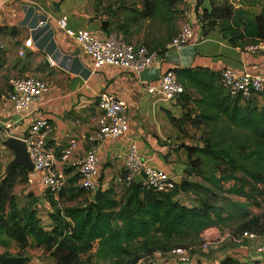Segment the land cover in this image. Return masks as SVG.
I'll return each instance as SVG.
<instances>
[{
    "label": "trees",
    "instance_id": "1",
    "mask_svg": "<svg viewBox=\"0 0 264 264\" xmlns=\"http://www.w3.org/2000/svg\"><path fill=\"white\" fill-rule=\"evenodd\" d=\"M178 1L141 0L139 8L135 3L128 5L126 0H116L120 2L116 9L109 4L105 10L107 20L102 29L114 28L127 41L142 42L150 52L164 55L177 34V21L181 17L176 8ZM203 2L196 0L197 10ZM261 5L260 14L252 22H246L242 13L236 16L228 6L204 8L200 22L203 36L220 26L223 38L234 47L245 49L264 42V0ZM171 71L185 88L182 98L201 109L194 117L186 114L183 119H176L168 115L181 132L186 124L206 129L203 147L184 146L197 175L219 190L222 180H234L239 186L229 192L247 197L258 207L264 206V109L253 104L255 99L241 105L238 98L231 97L221 86L220 73L208 68L176 67ZM195 155L198 157L193 160ZM205 166L211 169V175L202 170ZM216 173L220 178L214 177ZM238 173L243 176L239 178ZM22 176L28 179L29 173L17 167L0 177V239L32 240L35 246L58 256L59 264H137L157 252L167 254L177 248H191L202 240L206 230L224 225L232 229L233 236L245 232L264 236V213L252 215L243 203L218 206L211 201L215 196L211 188L187 180L177 184L169 194L147 191L137 183L121 199L113 188L99 190L95 203L50 212L53 224L45 228L37 210L18 209L14 188ZM247 184L250 193L245 190ZM77 191L84 193L80 188ZM183 192L194 194L197 203L186 205L175 198ZM45 198L54 200L50 195ZM87 255L82 263V256ZM0 264H25V261L0 255ZM219 264L241 263L226 257Z\"/></svg>",
    "mask_w": 264,
    "mask_h": 264
},
{
    "label": "crops",
    "instance_id": "2",
    "mask_svg": "<svg viewBox=\"0 0 264 264\" xmlns=\"http://www.w3.org/2000/svg\"><path fill=\"white\" fill-rule=\"evenodd\" d=\"M197 14L200 15L201 10L196 13L186 11L179 21L188 18L195 24L193 43L167 50L155 65L138 74L115 66L94 70L92 60L58 28L56 20L67 16L71 28L89 30L105 37L111 29H102L107 16L96 0H0V39L4 43L0 51V118L3 120L0 124V162L8 166L14 159V152L5 146V141L10 137L22 138L39 118H48L53 124L50 144L58 156L74 141H78L74 158L82 156L91 144L80 141V138L96 130L98 96L108 93L127 102L129 130L125 137L94 144L99 160L98 174L94 178L96 189L89 194L88 203H95L99 190L112 188L111 183L118 170L122 175L130 142L137 144L141 155L152 167L180 177L183 165L178 158L185 154L188 157L184 146L191 145L168 115L183 119L186 114L196 116L201 109L182 97L175 102L157 101L148 93V86L159 85L162 74L176 67H202L217 73L230 68L239 73L264 74V52L252 54L234 47L217 31L203 36ZM43 21L48 23L45 28L40 26ZM28 39H32L35 45L27 50L25 58H20L19 51ZM28 76L45 81L49 91L38 106L17 111L7 98L10 82L14 78ZM8 123H13L10 130L4 128ZM191 126L186 124L184 128ZM66 170L69 181L78 183L74 168ZM39 200L43 203L42 195ZM213 230L219 234V241L214 243V249L218 251L204 259L193 260V264H219L226 257H232L241 264H264V236L256 235L252 239L243 234L233 236L232 229L225 225L206 231ZM152 262L176 264L170 254H156Z\"/></svg>",
    "mask_w": 264,
    "mask_h": 264
},
{
    "label": "built area",
    "instance_id": "3",
    "mask_svg": "<svg viewBox=\"0 0 264 264\" xmlns=\"http://www.w3.org/2000/svg\"><path fill=\"white\" fill-rule=\"evenodd\" d=\"M234 1L240 2L241 0ZM56 24L92 60L94 70L105 66H115L141 74L155 65L161 56L158 53L150 52L148 47L143 44L136 45L127 41L124 35L117 31H109L102 38L89 30H75L70 27L67 16L57 19ZM40 26L47 27V21L41 22ZM195 37V24L186 18L167 49L188 46L193 43ZM34 45V41L28 39L20 49L19 57L25 58L27 50L32 49ZM3 48L4 43L0 39V51ZM245 51L252 54L264 52V42L249 45ZM10 84L11 90L8 92L7 98L17 111L38 106L43 95L49 91V86L45 81L31 76L14 78ZM220 84L227 94L238 98L241 105H246L249 101L264 94V74L261 73H239L230 68H223L220 71ZM148 93L155 96L157 101L175 102L185 94V88L179 82L177 75L168 70L162 74L159 85L148 86ZM97 108L99 115L96 119V130L80 138V141L91 145L78 158H74L78 141L71 142L60 152L59 156L57 155L55 148L50 144L54 126L48 118L35 120L27 133L19 138L27 146V152L34 165V173L41 175L45 193L52 196L57 202L60 194L69 185L66 170L69 167L74 168L75 176L78 178V187L84 192H93L96 189L94 178L98 174L97 165L99 162L94 144L122 138L128 133L129 108L125 100L112 94L102 93L98 96ZM1 123H3L2 118H0ZM12 125L13 123L5 124L4 128L10 130ZM137 178H141L139 184L143 189L169 194L175 191L179 176H173L152 167L141 155L137 144L130 142L124 158L123 173L117 183L127 192L136 183ZM28 181L30 185H33L31 174H29ZM243 236L252 239L256 237V234L245 232ZM215 237L218 239L219 235L214 230L206 231L202 235V251L209 249ZM191 252V248H177L167 254L175 259L176 264H193ZM156 254L164 255L161 252ZM153 256L146 258L149 259L148 261L142 259L137 264H155L152 262Z\"/></svg>",
    "mask_w": 264,
    "mask_h": 264
},
{
    "label": "rangeland",
    "instance_id": "4",
    "mask_svg": "<svg viewBox=\"0 0 264 264\" xmlns=\"http://www.w3.org/2000/svg\"><path fill=\"white\" fill-rule=\"evenodd\" d=\"M120 1V0H118ZM96 2L101 5L102 12L105 14V10H107L109 4H113L114 8L116 9L118 3H116V0H96ZM262 0H241L240 2L234 1V0H204L203 5L199 10H201V14H197V19L199 23L201 22V17L203 13V8L206 7L208 9L212 8L214 5L215 7H224L228 6L230 9H232V12H235L236 16H240L238 13H242V17L246 20V22H252L258 14H260L262 5ZM115 3V5H114ZM132 3H135L137 7H142L141 0H126V4L131 5ZM196 0H193L192 3L185 1V0H179L176 8L177 10L183 14L186 11L193 10L195 13L198 11L196 9ZM194 4V5H193ZM181 17H179L177 21L176 26V33L180 30L184 20L186 18H183L181 22H179ZM180 23V24H179ZM204 23V22H203ZM111 31H115L114 28L111 29ZM212 31H217L218 33H221L220 26H215L212 29H210L211 33ZM134 44L139 45L143 44L142 42H138L136 40H131ZM258 106L259 109H264V96H260L255 98L254 103ZM208 131V130H207ZM183 133V136H185L189 144L191 146H200L203 147L205 145L204 143V134L206 132L205 128L202 129H195L192 126L187 127ZM198 156L195 155L193 157V160H196ZM178 161L183 165V170H180L179 175H181L177 179L178 184H181L183 180H187L190 182H197L202 183L206 187L211 188L213 190V194L215 196L213 197L214 201L218 206H225V204L231 202V203H243L245 204V209L247 212L251 213L252 215L257 214H263L264 213V206L261 204V206L254 205L251 203V200H249L247 197H243L234 193L229 192L231 189H233L237 185V182L234 180H225L221 181L219 190L218 188H215L211 183H208L205 181L202 177L197 175V172L195 171V166H193L190 161L188 160L187 155H183L178 158ZM202 170L207 174L211 175L212 171L209 167L205 166L202 168ZM7 171V166L0 162V177L4 175V173ZM100 171V170H99ZM215 178H220V174L216 173ZM239 178H241L243 175L241 173L236 174ZM33 180V185L29 184V181L26 177H20L15 185L14 188V196L16 199V203L18 206V209L20 210H28V209H35L38 212V215L42 218L43 226L45 228H49L53 224V220L50 216V212H57L59 208L61 210H65L66 208H80L87 204L89 200V194L91 192H84L79 194L80 192L77 191L78 184L75 180L69 181V185L65 191H63V196L59 197V204H56L54 200L45 198L47 195L45 193V190L41 183V175L37 173H33L31 175ZM121 177V170H118L115 174L114 180H112L111 186L112 188H116L115 192L116 195L121 198L123 195L126 194V191L120 187H118L117 180ZM97 180V178H96ZM102 178H100V181ZM248 185V184H247ZM250 185L245 186L246 192L250 193ZM36 191V193L34 192ZM42 195V202H38L36 200L40 199V196ZM256 194L254 192L253 198H256ZM175 198L178 200H181L184 203H188L190 205H194L197 203L196 196L190 192H183L178 193L175 195ZM260 200V199H259ZM262 200V199H261ZM66 221V220H65ZM70 223L69 218H67V221ZM226 226V225H225ZM216 232V231H215ZM218 234V233H217ZM219 235V234H218ZM219 241V239H215L211 242L210 247L207 251H202L201 249V243L202 240L198 241L195 245L191 247L192 249V258L193 260H201L208 256H212L214 253L218 251V249H214L215 245L214 243ZM0 255H6L11 258H20L25 261V264H59L58 256H56L53 252L46 251L43 247H37L34 245L32 240L29 241H15L12 239H9L7 237H2L0 239ZM89 257L82 256L81 261L84 263L86 259ZM148 261L149 259H146Z\"/></svg>",
    "mask_w": 264,
    "mask_h": 264
},
{
    "label": "water",
    "instance_id": "5",
    "mask_svg": "<svg viewBox=\"0 0 264 264\" xmlns=\"http://www.w3.org/2000/svg\"><path fill=\"white\" fill-rule=\"evenodd\" d=\"M5 146L14 152V159L7 166V172L12 171L17 167H23L29 174L34 173V165L27 152V146L25 142L16 137H10L5 141ZM180 181L182 180L179 178ZM137 184L141 183V178H137Z\"/></svg>",
    "mask_w": 264,
    "mask_h": 264
}]
</instances>
